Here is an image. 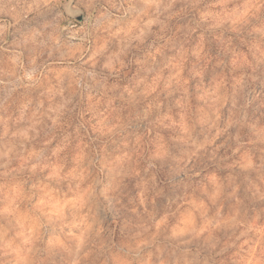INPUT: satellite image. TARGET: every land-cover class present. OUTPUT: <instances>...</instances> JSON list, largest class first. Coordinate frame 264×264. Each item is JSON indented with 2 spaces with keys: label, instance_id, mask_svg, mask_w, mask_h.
<instances>
[{
  "label": "rangeland",
  "instance_id": "obj_1",
  "mask_svg": "<svg viewBox=\"0 0 264 264\" xmlns=\"http://www.w3.org/2000/svg\"><path fill=\"white\" fill-rule=\"evenodd\" d=\"M0 0V264H264V0Z\"/></svg>",
  "mask_w": 264,
  "mask_h": 264
},
{
  "label": "water",
  "instance_id": "obj_2",
  "mask_svg": "<svg viewBox=\"0 0 264 264\" xmlns=\"http://www.w3.org/2000/svg\"><path fill=\"white\" fill-rule=\"evenodd\" d=\"M65 12L71 19L77 22H81L84 18V13L81 10L72 8L71 0L65 4Z\"/></svg>",
  "mask_w": 264,
  "mask_h": 264
}]
</instances>
